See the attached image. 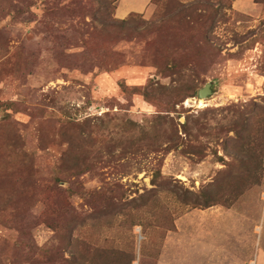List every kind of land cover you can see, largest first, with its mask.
Segmentation results:
<instances>
[{
  "label": "rangeland",
  "instance_id": "obj_1",
  "mask_svg": "<svg viewBox=\"0 0 264 264\" xmlns=\"http://www.w3.org/2000/svg\"><path fill=\"white\" fill-rule=\"evenodd\" d=\"M116 2L0 0V264H62L39 249L70 208L89 221L87 193L107 194L94 200L104 214L109 189L135 198L157 169L165 189L216 204L160 194L165 210L139 215L143 235L97 231L93 246L125 247L133 264H264V142L246 119L264 104V18L230 0H154L121 24ZM176 130L184 148L167 152L161 135ZM66 152L70 176L55 185Z\"/></svg>",
  "mask_w": 264,
  "mask_h": 264
},
{
  "label": "trees",
  "instance_id": "obj_2",
  "mask_svg": "<svg viewBox=\"0 0 264 264\" xmlns=\"http://www.w3.org/2000/svg\"><path fill=\"white\" fill-rule=\"evenodd\" d=\"M48 0H44L47 2ZM154 0L152 1V3ZM257 4H263L264 0H255ZM25 6V2L22 3ZM29 6V4H26ZM230 9H231V0H230ZM136 16V15H131ZM130 16V17H131ZM127 20L121 21V24H125ZM30 22V21H28ZM173 67V66H172ZM174 68V67H173ZM198 95V94H197ZM255 109V113L249 117L246 116L247 121L250 119L257 120V123L262 126L261 136L262 141L264 142V104L263 105H252ZM237 117H242L244 114L235 112ZM88 119V118H87ZM85 119V122L88 121ZM70 120V121H69ZM68 123L72 120L69 119ZM160 120V119H159ZM89 123H85V126H89ZM182 129V133L184 136H190V131L188 130V122L180 125ZM89 129H92L89 128ZM162 133V131H161ZM164 138V146L168 151H178L180 147L184 148L183 142L181 138L178 136L177 130L174 133L163 134L161 135ZM90 140V137H85ZM192 154V153H187ZM195 154H200L195 153ZM194 155V154H192ZM69 154L66 152L63 154L60 162V168L57 169V175L53 179V184L60 185L62 182H65V179L69 178L70 174H68L69 170H61V167H65V164L68 163ZM232 160V159H231ZM264 160V151L259 155V163H260V172L263 173L264 169L262 167V163ZM237 159L235 160V162ZM76 171H73L76 176L84 173L88 170L86 165H82ZM72 171V169L70 170ZM245 171L242 172L243 175ZM246 174V173H245ZM151 186L154 187L150 191H144L143 194L130 199L125 198L118 195H112L114 191L111 189L108 190V195L112 196V204L110 207H106V213L100 214L97 212V207H100V204H95V199H106L103 192H91L87 193L91 196L92 201L89 202L93 204L91 209L95 211L92 214L93 219L86 220V218L82 217L81 214H78L75 210L70 208L68 211V216L62 217V222H60L57 226L52 227L53 232H55V236L52 239L49 246L42 247L39 249L42 256L56 262V257L60 256L62 264H133L135 261V257L133 253H130L125 249V247H119L117 245H112L110 248L104 247H95L90 242V239L94 236V234L98 231L106 232H117V234L122 236L124 232L128 234L130 239L133 238V229L135 227H141L142 235L144 233V227L141 224L142 221L139 220L141 213L145 212L149 216L158 217L160 210L156 205V202L153 200L155 197L160 194H165L166 197L173 198L174 201L180 204L183 207H190L194 209H208L216 204L214 197L203 195L200 197L199 195L190 193L188 191L179 192L176 189H165L163 176L160 173V169L153 170L151 176ZM112 187L120 188L118 185H113ZM205 196V197H204ZM114 200V201H113ZM109 208V209H108ZM64 234V235H62ZM61 235V237H60ZM115 240H113V244ZM56 243V244H55ZM64 252H67V258L64 256Z\"/></svg>",
  "mask_w": 264,
  "mask_h": 264
},
{
  "label": "crops",
  "instance_id": "obj_3",
  "mask_svg": "<svg viewBox=\"0 0 264 264\" xmlns=\"http://www.w3.org/2000/svg\"><path fill=\"white\" fill-rule=\"evenodd\" d=\"M153 0H117L114 9V18L126 20L131 15L147 13ZM231 10L239 15L255 18H264V3L257 4L255 0H231Z\"/></svg>",
  "mask_w": 264,
  "mask_h": 264
},
{
  "label": "water",
  "instance_id": "obj_4",
  "mask_svg": "<svg viewBox=\"0 0 264 264\" xmlns=\"http://www.w3.org/2000/svg\"><path fill=\"white\" fill-rule=\"evenodd\" d=\"M213 90H212V84L209 83V84H206L204 86L203 89H201L199 92H198V95H197V99L198 101H202V100H207L209 97H211L213 95Z\"/></svg>",
  "mask_w": 264,
  "mask_h": 264
},
{
  "label": "bare ground",
  "instance_id": "obj_5",
  "mask_svg": "<svg viewBox=\"0 0 264 264\" xmlns=\"http://www.w3.org/2000/svg\"><path fill=\"white\" fill-rule=\"evenodd\" d=\"M197 104H198L197 106H199L200 108H203L204 105H205V102H203V101H197ZM251 264H254V262H252Z\"/></svg>",
  "mask_w": 264,
  "mask_h": 264
}]
</instances>
